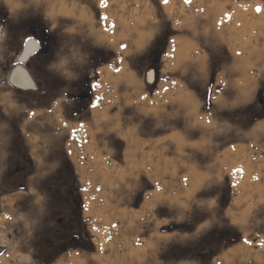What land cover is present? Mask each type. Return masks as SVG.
<instances>
[{
	"label": "rangeland",
	"instance_id": "374dc122",
	"mask_svg": "<svg viewBox=\"0 0 264 264\" xmlns=\"http://www.w3.org/2000/svg\"><path fill=\"white\" fill-rule=\"evenodd\" d=\"M260 9L0 0V264H264Z\"/></svg>",
	"mask_w": 264,
	"mask_h": 264
},
{
	"label": "bare ground",
	"instance_id": "6f19581e",
	"mask_svg": "<svg viewBox=\"0 0 264 264\" xmlns=\"http://www.w3.org/2000/svg\"><path fill=\"white\" fill-rule=\"evenodd\" d=\"M36 41V40H35ZM33 46V45H32ZM32 49V47H29ZM32 54L26 52L18 59L17 66L10 75L9 82L16 88L30 90L36 87L35 81L29 74V70L24 66Z\"/></svg>",
	"mask_w": 264,
	"mask_h": 264
},
{
	"label": "snow or ice",
	"instance_id": "6c2138e0",
	"mask_svg": "<svg viewBox=\"0 0 264 264\" xmlns=\"http://www.w3.org/2000/svg\"><path fill=\"white\" fill-rule=\"evenodd\" d=\"M164 4H167L169 2V0H163ZM188 2H190V0H188ZM260 11H264V9H260ZM119 71V69H117Z\"/></svg>",
	"mask_w": 264,
	"mask_h": 264
},
{
	"label": "trees",
	"instance_id": "16d2710c",
	"mask_svg": "<svg viewBox=\"0 0 264 264\" xmlns=\"http://www.w3.org/2000/svg\"><path fill=\"white\" fill-rule=\"evenodd\" d=\"M81 241H80V239L78 238V239H76V243H80Z\"/></svg>",
	"mask_w": 264,
	"mask_h": 264
}]
</instances>
